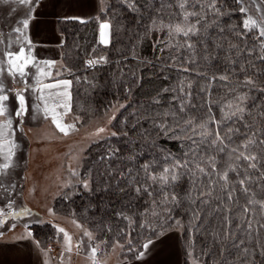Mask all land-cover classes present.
<instances>
[{
  "label": "trees",
  "instance_id": "16d2710c",
  "mask_svg": "<svg viewBox=\"0 0 264 264\" xmlns=\"http://www.w3.org/2000/svg\"><path fill=\"white\" fill-rule=\"evenodd\" d=\"M102 2H105V10L90 21L81 23L70 20L59 23V30L65 39L62 47L63 74L65 80L71 81L68 88L71 116L85 121L115 105H122L113 122V131L116 135L94 143L87 150L81 176L83 180H88V188L78 184L74 189L68 190L55 201V210L72 216L79 223L86 225L96 239L104 243L106 251H110L114 245L121 246L122 256L127 262L134 261L139 256L143 245L149 239L152 241L159 239L176 229L181 230L179 237L181 264H191L190 255L194 256L199 264H225L226 260L235 261L237 249L232 248L228 242L222 245L212 235L213 230H219L215 220H205L204 213L201 214L200 222L192 220V211L199 206V201L196 205H190L185 201L179 207L169 204L167 207L171 212L161 213L164 216L162 222L158 217L145 218L139 214L149 208L151 198L147 197L146 193L137 196L133 190L139 185L135 184L132 178L135 177L139 181L145 175L142 165L159 161L154 167L160 168V165L165 163L162 159L165 154L171 153L175 157H180L185 144L188 143L183 137L177 138L171 131L164 132L157 127L161 119L157 114L176 106V101L172 100L173 93L164 90L176 87L178 79L187 77L194 82L193 103L202 104L205 94L199 93L197 96V93L200 84L205 82V77L197 76L196 71H207L211 74L217 69L208 66L197 57V64L184 65L192 71L178 70L181 66L180 60L175 62L173 60L177 51L169 45L181 38L169 40L167 29L159 30L153 26L154 20L157 25L170 21V14L178 9L167 5H174L175 0H102ZM161 4L164 6L161 7ZM235 7L238 6L230 4L222 11L231 13V9ZM229 19L231 23L238 24L240 14L222 16L219 22L226 25ZM212 20L213 16L209 14L207 21ZM103 21L112 25V39L107 47L99 44V23ZM208 32L211 37L208 41L209 49L214 50L218 57L212 60V64L215 65L229 54L225 50L216 49L215 43H222L224 49H227L229 41L237 42V38L228 31L221 33L215 28H210ZM17 37L15 32L12 33L9 38L3 40V47L17 52L21 46L19 48L12 46L17 45ZM23 48L27 55L28 49ZM1 53L3 55V51ZM101 55L106 57V62L93 67L88 66V60L98 59ZM1 61L4 70L1 72L0 81L5 86L4 93L11 92L16 85L24 86L25 81L19 76L13 79L5 71L8 69L7 62H3L6 59L3 57ZM256 63L264 64L262 61ZM32 68L33 65L30 64L25 69L26 84L30 82L28 77ZM253 71L255 70L249 69V73ZM256 75L259 78L260 73L257 72ZM236 76L243 79L244 73L237 71ZM233 78L235 79V76ZM219 84V81L212 83L213 93ZM238 91L241 94L247 92L250 97L246 102V109L251 110L252 116L246 115L245 119L252 120V117H255V125L261 126L264 121L259 113L264 112V93L249 92L247 88H240ZM189 110L199 111L198 108ZM213 110L218 116L219 111L215 105ZM236 127H240L242 132L248 131L241 123H237ZM238 139L243 137L240 136ZM187 188L188 181L184 178L178 190L183 194ZM157 211L160 209L157 208ZM124 216L130 217V220L124 219ZM177 220L183 227L176 226ZM146 221V226L141 227L140 225ZM151 227H155L156 231L153 232ZM28 228L40 246L42 243L45 245L48 241H54L59 236L50 222L32 223ZM261 231L264 233V230ZM157 233L163 234L158 236ZM239 239L238 235L237 241ZM261 240L264 242V235ZM241 247L249 248L250 264H261V250L255 242L246 243Z\"/></svg>",
  "mask_w": 264,
  "mask_h": 264
},
{
  "label": "snow or ice",
  "instance_id": "6c2138e0",
  "mask_svg": "<svg viewBox=\"0 0 264 264\" xmlns=\"http://www.w3.org/2000/svg\"><path fill=\"white\" fill-rule=\"evenodd\" d=\"M0 2L7 3L8 0ZM18 3L29 5L32 0H18ZM230 4L238 7L232 8L231 13L222 11ZM163 6L164 4H161V7ZM167 6H174L178 11L170 14L171 19L167 24L161 22L157 25L154 20L153 26L159 30L167 29L169 40L181 38L169 45L177 51L173 60L174 62L180 60L181 66L178 70L192 71L184 65L197 64L199 57L217 71L211 74L207 71H196L197 76L205 77V82L200 84L197 93V96L199 93L205 94L202 104L193 103L194 82L187 77L178 79L176 87L164 90L173 93L172 100L176 101V106L157 114L161 118L157 127L164 132L171 131L177 138L183 137L188 143L185 144L180 157L167 153L162 157L165 163L160 165V168L154 167L159 161L146 163L142 165L144 177L139 181L135 177L132 178L133 182L139 185L133 188L137 196L146 193L147 197L151 198L149 208L139 214L145 218L158 217L163 222L164 216L161 213L171 212L167 207L169 204L179 207L185 201L190 205H196L199 201V206L192 211V220L200 222L202 213L205 220H215L219 230H213V237L222 245L228 242L232 248L237 249L236 260H226L225 264H250L249 248L241 246L253 242L260 248L261 264H264V242L261 240L264 235L261 231L264 230V123L257 127L254 123L255 117H252V120L245 119L246 115L252 116L251 110L246 109V102L250 97L247 92L241 94L238 91L240 88H247L249 92L264 93V64L256 63L264 62V0H175L174 5ZM232 13L240 14L238 24L231 23V19L226 25L219 22L220 17L231 16ZM209 14L213 16L211 22L207 21ZM80 22L85 23L84 20ZM19 23L22 28L16 27L13 31L19 34L18 38L28 40L24 30L29 27V19H22ZM210 28H215L221 33L228 31L237 38V42L229 41L227 49H224L222 43H215L216 49L229 53L215 65L212 64V60L218 57L214 50L209 49ZM111 29L112 25L109 22L99 23V44L105 47L110 44ZM2 35L0 33V36ZM2 42L3 40H0V43ZM28 43L31 44V41L28 40ZM4 55L7 58L8 74L13 79L19 76L25 81L26 86L25 69L30 64L37 67L33 91L40 93L39 98L44 104L43 111L46 117L50 114L56 128L67 135L68 129L74 126H63L58 119L62 114L56 109L65 108L64 114L70 110L65 98L70 100L67 89L71 81L44 83V78H51L50 69L55 62L35 61L30 53L26 55L23 47L17 52L7 51ZM101 62H106L105 56L90 59L87 64L93 67ZM40 64H43V67H40ZM232 65L237 67L233 68ZM249 69L255 71L249 73ZM2 71L3 69H0V72ZM237 71L244 73L243 79L236 76ZM257 72L260 73L259 78ZM214 81L220 82L215 93L211 91ZM46 89L49 90L47 94ZM4 91L5 86L0 81V117L4 118L3 123H0V151L4 152L6 161L0 168L6 170L10 166L16 145L11 139L12 120L8 117V108L5 105L9 96L4 94ZM213 96L215 98H212ZM17 97L20 107L14 110L15 115L22 116L26 112L25 100L22 93H17ZM213 105L218 108V116L213 110ZM192 108H198L199 111L191 112L189 109ZM37 110H40L39 106ZM259 115L264 121V112H260ZM237 123H241L248 131L242 132L240 127H236ZM98 131L103 132L104 129ZM240 136L243 139H238ZM184 178H187L188 188L182 194L178 189ZM84 187H88L87 183ZM8 207L11 208V205ZM157 208L160 211H157ZM21 214L9 213L13 218ZM23 214H29L28 210L24 209ZM0 215H4L2 209ZM124 219L130 220V217L124 216ZM175 223L178 228L183 227L179 220ZM146 224L147 221L140 226L145 227ZM151 230L155 232L156 228L151 227ZM58 231L63 233L66 251L71 252L72 237L64 229ZM162 234L157 233L158 236ZM85 235L92 239L90 232H85ZM238 235L240 239L237 241ZM151 243L152 240L149 239L143 245L145 251ZM96 254L97 249L93 247L91 249L93 264H96L94 259ZM143 255L144 252L139 254L140 257Z\"/></svg>",
  "mask_w": 264,
  "mask_h": 264
},
{
  "label": "crops",
  "instance_id": "0c3cea01",
  "mask_svg": "<svg viewBox=\"0 0 264 264\" xmlns=\"http://www.w3.org/2000/svg\"><path fill=\"white\" fill-rule=\"evenodd\" d=\"M8 1H11L12 5L16 7L21 8L22 6V8H25L23 18L29 19V27L24 31L28 40L31 41V44H29L28 40L19 38L17 45L12 46L26 47L35 61L55 62L54 66L50 69L52 73L51 78H44V83H55L56 81L65 80L62 60V47L65 39L59 30V23L70 20L79 22L80 20H84L87 22L96 18L104 10L102 0H32V3L29 5H21L18 3V0ZM29 9H31V12H29ZM32 65L33 68L31 70L33 73L29 74L28 78L30 82L27 83V86L25 84L24 86L16 85L14 86V90L4 93L9 96L5 105L8 108V117L12 120V133L10 135L16 147L13 150L14 155L9 168L6 170L0 168V209L8 206L6 204L7 198L4 195L6 190L13 192L16 190V187L19 186L21 188V184L25 185V180L26 185L31 188L35 183V181L34 183L32 182L33 179L31 177L33 175L32 165H34V160L37 156L34 152L37 142L35 140L33 142V138L35 137L36 139V135L40 134L38 132L43 131L44 133L42 137L39 136L38 142L41 141V144L42 142L45 143L47 145L45 147L48 149H51L50 143H56L58 137L65 139L72 133L68 131V134L65 135L53 124L50 114L46 117L43 111L44 104L39 98L40 93L33 91L37 67L34 64ZM39 66L43 67V64ZM48 91L46 89L45 94ZM67 91L69 92V89ZM17 93H22L25 100L26 112L22 116H16L14 111L20 107ZM65 99L69 105L70 100ZM37 106H39V111L37 110ZM56 111L62 114L58 119L63 126L73 124L70 120L71 115L69 114V110H67V114H64L65 108H57ZM3 121L4 118L0 117V123H3ZM21 128L24 129L23 131L26 136L32 140L30 141V151L28 148L29 153L25 149L23 151L21 146V138L24 136ZM56 134L61 136H56ZM5 162L4 152L0 151V165H3ZM25 164L27 165L26 168H24ZM10 217L11 215L6 216L5 213L4 215H0V221H3L0 225L4 227L6 223L8 224V220L11 219ZM12 219L16 221H14V224H17L18 220L13 217ZM3 227L0 226V264H46L47 260L43 256L42 249L33 238L32 232L29 229L26 231L25 228L15 225L10 226V230H5ZM168 239L171 240L168 241ZM166 240L168 243H165ZM162 244L163 246L166 245V247L164 249L158 248ZM142 252H144L143 257L138 256L134 261L122 264L182 263L179 237H176L172 232L153 240L149 248L146 251L143 248Z\"/></svg>",
  "mask_w": 264,
  "mask_h": 264
},
{
  "label": "rangeland",
  "instance_id": "374dc122",
  "mask_svg": "<svg viewBox=\"0 0 264 264\" xmlns=\"http://www.w3.org/2000/svg\"><path fill=\"white\" fill-rule=\"evenodd\" d=\"M24 11L25 8L12 5L11 1L7 3L0 2V33L3 34L0 36V40L9 38V36L14 33V28H22L19 21L24 19ZM16 34L19 37V34ZM4 41L0 43V69H3V63L1 61L3 57L6 59V61L3 62H7V58L4 55L5 52L11 51L10 48L3 47ZM19 47L20 46H15V48ZM1 51H3V55ZM5 71L8 72V69L6 68ZM1 75L0 72V77ZM121 107L122 105L120 104L115 105L109 110H104L101 114L98 113L85 121L81 120L79 117L70 116V120L74 127L68 129V131L72 133L65 139L58 137L56 143H50L51 149L45 147L47 146L45 143L42 142L41 144V141L38 142L39 136L42 137L44 134L43 131L38 132L40 134L36 135V139L35 137L33 138V142L34 140L37 142L34 151L37 156L34 160V165H32L33 175L31 178L33 179V183L35 181L33 187H28L25 180V185L21 184V188L18 186L13 192L9 190L4 192L7 198L6 204L11 205V208L8 206L4 207L2 209L3 213H5L6 216L9 215L10 212L22 213L20 216L14 218L18 220L17 224H14L15 220H13L11 216V219L8 220L9 222L7 221L8 224L6 223L4 227L0 225L5 230H10V226L15 225L20 228H25L27 231L29 225L32 223L44 224L48 222L56 228L59 236H57L54 241H48L45 245L42 243V246H40L43 256L45 260H47V264H93V257L91 255V249L93 247L97 249V254L94 258L96 264H122L127 262L122 256L123 249L121 246L114 245L110 251H106L103 246L104 243L99 242L86 225L79 223L72 216L58 213V211L55 210V201L68 190L74 189L78 184L84 186V184L87 183L89 186L88 180H83L84 178L81 176L86 152L94 143L113 136V122ZM16 122L18 123V121ZM101 128L104 129L103 132L98 131ZM23 130L24 129H22L24 136L21 138V146L23 151L25 149V151L27 150L29 153L31 146L30 141L32 140L26 136ZM57 135L58 134H56V136ZM26 167L27 165L25 164L24 168ZM21 179L23 178L21 177ZM24 209H27L29 214H23ZM58 229H64V231L72 237L71 252L66 251L63 233L59 232ZM85 232H90L92 234V239H89V237L85 235ZM172 233L176 237H180L181 230L176 229ZM169 240L171 239H168V241ZM166 242L167 240L165 243ZM77 244L79 247H77ZM49 246H51L53 250L48 248ZM165 247L166 245L163 246L162 244L161 247L158 248L164 249ZM189 257L191 264H199L194 256L190 255Z\"/></svg>",
  "mask_w": 264,
  "mask_h": 264
},
{
  "label": "built area",
  "instance_id": "2783aa9c",
  "mask_svg": "<svg viewBox=\"0 0 264 264\" xmlns=\"http://www.w3.org/2000/svg\"><path fill=\"white\" fill-rule=\"evenodd\" d=\"M48 248H50L51 250H53L51 246H49Z\"/></svg>",
  "mask_w": 264,
  "mask_h": 264
},
{
  "label": "bare ground",
  "instance_id": "6f19581e",
  "mask_svg": "<svg viewBox=\"0 0 264 264\" xmlns=\"http://www.w3.org/2000/svg\"><path fill=\"white\" fill-rule=\"evenodd\" d=\"M40 183H42V182H40Z\"/></svg>",
  "mask_w": 264,
  "mask_h": 264
}]
</instances>
